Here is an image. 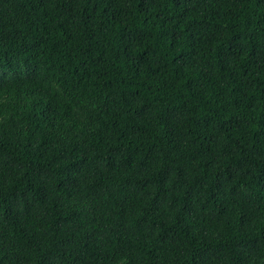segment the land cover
Listing matches in <instances>:
<instances>
[{
  "label": "trees",
  "instance_id": "1",
  "mask_svg": "<svg viewBox=\"0 0 264 264\" xmlns=\"http://www.w3.org/2000/svg\"><path fill=\"white\" fill-rule=\"evenodd\" d=\"M0 264H264V0H0Z\"/></svg>",
  "mask_w": 264,
  "mask_h": 264
}]
</instances>
